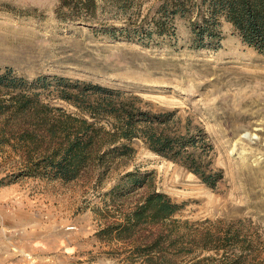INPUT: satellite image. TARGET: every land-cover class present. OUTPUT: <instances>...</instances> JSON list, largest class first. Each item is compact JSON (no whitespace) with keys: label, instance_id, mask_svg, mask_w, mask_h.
<instances>
[{"label":"rangeland","instance_id":"obj_1","mask_svg":"<svg viewBox=\"0 0 264 264\" xmlns=\"http://www.w3.org/2000/svg\"><path fill=\"white\" fill-rule=\"evenodd\" d=\"M59 1L0 0L11 5L0 9V67L29 82L48 77L52 84L38 90L40 98L69 112L77 110L59 99L54 77L133 93L154 112L177 110L207 132L211 168L224 177L212 189L136 140L133 156L117 159L101 183L85 173L68 183L22 179L0 185V264H122L114 253L122 244L97 234L151 191L183 205L173 217L183 232L231 226L241 240L253 241L255 264H264V54L243 44L224 21L219 47L195 48L190 21L180 16L173 21L174 37L112 40L87 25L60 21ZM157 6L142 0L141 18ZM8 152L9 161L18 162ZM2 160L0 179L15 166ZM135 170L147 174L144 187L125 197L106 194Z\"/></svg>","mask_w":264,"mask_h":264},{"label":"trees","instance_id":"obj_2","mask_svg":"<svg viewBox=\"0 0 264 264\" xmlns=\"http://www.w3.org/2000/svg\"><path fill=\"white\" fill-rule=\"evenodd\" d=\"M156 1L155 10L143 18L142 0H60L55 14L62 22L87 25L112 40L142 42L174 37L173 21L180 16L190 21L198 49L220 46L224 21L243 44L264 54V0ZM0 9L11 5L0 3ZM114 20L123 22L112 24ZM48 79L39 76L29 82L13 69L0 67V159L15 165L0 179L1 186L22 179L68 183L85 173L95 174L101 183L117 159L133 156L136 140L184 166L212 189L223 179L221 170L211 168L213 145L207 132L184 121L177 110L154 112L133 93L54 77L59 99L77 110L69 112L40 98L38 90L52 84ZM9 149L18 162L9 161ZM148 180L147 174L135 170L106 194L125 197ZM182 207L168 194L151 191L97 236L122 244L114 252L122 264H255L253 241L241 240L231 226L217 223L183 232L180 221L173 219Z\"/></svg>","mask_w":264,"mask_h":264}]
</instances>
